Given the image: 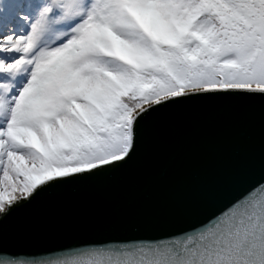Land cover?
Wrapping results in <instances>:
<instances>
[{"label":"snow or ice","instance_id":"6c2138e0","mask_svg":"<svg viewBox=\"0 0 264 264\" xmlns=\"http://www.w3.org/2000/svg\"><path fill=\"white\" fill-rule=\"evenodd\" d=\"M209 108L259 126L264 165V0H0V264H264V175L178 231L3 243L6 222L128 172Z\"/></svg>","mask_w":264,"mask_h":264},{"label":"water","instance_id":"95a60500","mask_svg":"<svg viewBox=\"0 0 264 264\" xmlns=\"http://www.w3.org/2000/svg\"><path fill=\"white\" fill-rule=\"evenodd\" d=\"M261 130L209 108L164 127L137 166L53 196L3 226L20 255L86 239L162 235L199 222L264 175Z\"/></svg>","mask_w":264,"mask_h":264},{"label":"rangeland","instance_id":"374dc122","mask_svg":"<svg viewBox=\"0 0 264 264\" xmlns=\"http://www.w3.org/2000/svg\"><path fill=\"white\" fill-rule=\"evenodd\" d=\"M11 23H15V21L13 20V21H11Z\"/></svg>","mask_w":264,"mask_h":264}]
</instances>
